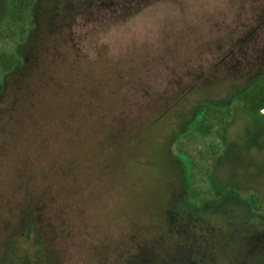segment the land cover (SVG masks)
Wrapping results in <instances>:
<instances>
[{
	"label": "rangeland",
	"instance_id": "374dc122",
	"mask_svg": "<svg viewBox=\"0 0 264 264\" xmlns=\"http://www.w3.org/2000/svg\"><path fill=\"white\" fill-rule=\"evenodd\" d=\"M9 9L0 264H264V0H41L16 37Z\"/></svg>",
	"mask_w": 264,
	"mask_h": 264
},
{
	"label": "trees",
	"instance_id": "16d2710c",
	"mask_svg": "<svg viewBox=\"0 0 264 264\" xmlns=\"http://www.w3.org/2000/svg\"><path fill=\"white\" fill-rule=\"evenodd\" d=\"M41 0H10V9L8 15V22L6 31L8 33L3 32V35L7 37H16L17 32L15 29L16 25H20L28 21L29 13L31 9L37 5L39 7ZM69 1L71 5L75 3L77 0H63V3ZM35 36V32L32 35H29L28 39L20 45L18 51L22 54V61H16L14 55H4L0 59L1 67L7 71L9 74V79L15 76L18 69H20L19 65H21V69H26L31 66L32 58L25 56L24 51L27 47H34L33 38ZM31 44V45H30ZM3 86L0 85V93L4 92ZM240 100L243 102L245 108L254 113H261L264 111V80L258 81L252 88L247 90L242 96H240ZM210 108H204L203 114L205 116L212 115V111ZM32 231H35L34 225L30 226Z\"/></svg>",
	"mask_w": 264,
	"mask_h": 264
},
{
	"label": "flooded vegetation",
	"instance_id": "af4514ba",
	"mask_svg": "<svg viewBox=\"0 0 264 264\" xmlns=\"http://www.w3.org/2000/svg\"><path fill=\"white\" fill-rule=\"evenodd\" d=\"M252 199V202H253V205L255 206L256 209H260L261 207H257L256 204H255V201H254V198H251Z\"/></svg>",
	"mask_w": 264,
	"mask_h": 264
}]
</instances>
